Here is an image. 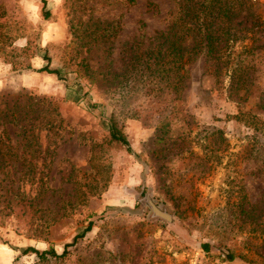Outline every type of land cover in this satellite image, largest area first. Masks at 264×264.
<instances>
[{"label":"rangeland","instance_id":"rangeland-1","mask_svg":"<svg viewBox=\"0 0 264 264\" xmlns=\"http://www.w3.org/2000/svg\"><path fill=\"white\" fill-rule=\"evenodd\" d=\"M175 2L0 0V264H264V0L222 55L239 99L202 54L176 83L151 74Z\"/></svg>","mask_w":264,"mask_h":264},{"label":"trees","instance_id":"trees-1","mask_svg":"<svg viewBox=\"0 0 264 264\" xmlns=\"http://www.w3.org/2000/svg\"><path fill=\"white\" fill-rule=\"evenodd\" d=\"M147 5L152 6L150 3ZM175 6L173 22L165 31L158 34L157 41L159 42L147 51L151 62L147 67L151 69V74L159 79L176 83L181 79L179 72L185 63L191 61L195 55L202 54L205 63L209 64L207 67L215 81L221 78L227 79L229 92L236 95L237 99L239 96L245 95L248 84L247 77L243 74L242 64L233 62L232 59V70L228 72L229 60L227 57L223 58L222 55L235 43L244 40L245 33L257 32L261 25L258 17L250 10L249 0H176ZM188 38L192 39V44L190 48L186 49L184 43ZM26 69L30 68L26 67ZM34 71L58 75L56 70L48 69L47 64ZM172 87L174 89V85ZM5 117H7L6 114ZM7 122L16 125L15 119ZM108 128L110 139L123 146L126 152L131 153L125 137L116 130L113 123H109ZM30 130L31 127L28 128V131ZM136 199L143 209L146 208L150 212L151 217L166 224L172 223L171 215L165 209L152 203L141 186ZM90 226L89 223L78 236L89 231ZM78 236H75L73 241ZM70 245H64L60 254H56L51 247L45 250L25 247L19 249V252L21 255L34 254L41 260L61 259L66 255V249ZM226 258L230 260L232 256L227 254Z\"/></svg>","mask_w":264,"mask_h":264}]
</instances>
